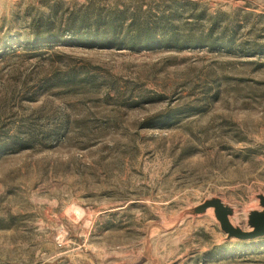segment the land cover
I'll use <instances>...</instances> for the list:
<instances>
[{
    "label": "rangeland",
    "instance_id": "obj_1",
    "mask_svg": "<svg viewBox=\"0 0 264 264\" xmlns=\"http://www.w3.org/2000/svg\"><path fill=\"white\" fill-rule=\"evenodd\" d=\"M258 193L264 0H0V264H264L185 212L248 229Z\"/></svg>",
    "mask_w": 264,
    "mask_h": 264
},
{
    "label": "water",
    "instance_id": "obj_2",
    "mask_svg": "<svg viewBox=\"0 0 264 264\" xmlns=\"http://www.w3.org/2000/svg\"><path fill=\"white\" fill-rule=\"evenodd\" d=\"M255 198L258 200L260 208L248 211L246 217L248 229H243L240 225L231 221L230 218L234 213L233 208L217 196L208 197L185 212L197 216L204 214L211 208L221 231L225 234V240H251L264 237V194L258 193Z\"/></svg>",
    "mask_w": 264,
    "mask_h": 264
},
{
    "label": "trees",
    "instance_id": "obj_3",
    "mask_svg": "<svg viewBox=\"0 0 264 264\" xmlns=\"http://www.w3.org/2000/svg\"><path fill=\"white\" fill-rule=\"evenodd\" d=\"M135 17H132L131 20L125 25L124 27V34L128 33V38H117L118 33L121 32L122 29V24L119 22V20H114L112 17L106 18L105 16L102 15H97V16H89L83 24H79L80 27L83 25L85 28L84 30L87 31L86 36L90 37L92 39H95L96 37H99V42L105 44H112V43H117L118 41H122V43H126L128 45H136V43L139 44L137 39L133 35L130 34V31L133 32H142L147 36H153L154 35V27H149V28H144L139 27L138 25L134 26L135 24ZM148 40H145V42L142 43H147Z\"/></svg>",
    "mask_w": 264,
    "mask_h": 264
}]
</instances>
